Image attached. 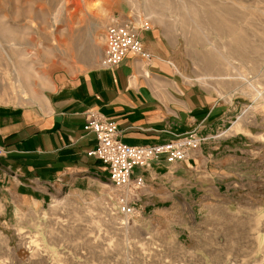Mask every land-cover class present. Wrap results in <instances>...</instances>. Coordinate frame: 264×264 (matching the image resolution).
<instances>
[{
  "label": "rangeland",
  "instance_id": "1",
  "mask_svg": "<svg viewBox=\"0 0 264 264\" xmlns=\"http://www.w3.org/2000/svg\"><path fill=\"white\" fill-rule=\"evenodd\" d=\"M223 6L247 16L237 35L264 56V0H0L2 105L34 103L53 66L102 65L111 20L133 17L140 36L168 34V73L227 113L211 137L193 131L200 141L189 157L206 142L221 147L207 166L168 182V195L124 193L108 177L90 198L53 195L16 210L0 200V264H264V71L212 33L210 12L224 18ZM121 196L133 214L122 213Z\"/></svg>",
  "mask_w": 264,
  "mask_h": 264
},
{
  "label": "crops",
  "instance_id": "2",
  "mask_svg": "<svg viewBox=\"0 0 264 264\" xmlns=\"http://www.w3.org/2000/svg\"><path fill=\"white\" fill-rule=\"evenodd\" d=\"M140 39L148 57L130 53L117 68L98 65L86 72L53 66L34 103L0 104V200L5 206L16 210L42 205L53 195L90 198L102 191L109 171L89 155L97 147L95 134L85 130L89 112L115 122L119 139L130 146L165 144L193 131L211 137L225 122L227 113L202 88L168 73V64L175 67L168 62L167 33L153 30ZM206 143L186 161L169 164L162 157L148 168H136L133 178H144L145 193L168 195V182H181L186 171L214 159L221 145L206 148Z\"/></svg>",
  "mask_w": 264,
  "mask_h": 264
},
{
  "label": "built area",
  "instance_id": "3",
  "mask_svg": "<svg viewBox=\"0 0 264 264\" xmlns=\"http://www.w3.org/2000/svg\"><path fill=\"white\" fill-rule=\"evenodd\" d=\"M144 25L142 28L148 27ZM139 27L141 26L136 25L133 17L127 19L115 17L111 20L105 35L103 68L119 67L130 53L143 55ZM145 56L147 55H143ZM85 130L95 134L97 140L96 149L89 155L96 156L108 168L111 183L122 192L127 190L124 193L128 194H135L145 187L143 177L133 178L136 168H148L153 161L162 157L169 164L186 161L190 150L197 148L200 141L193 132L165 144L130 146L119 139V130L115 122L95 112L87 114ZM121 201L122 213L127 216L133 214L135 210L128 197L121 196Z\"/></svg>",
  "mask_w": 264,
  "mask_h": 264
},
{
  "label": "bare ground",
  "instance_id": "4",
  "mask_svg": "<svg viewBox=\"0 0 264 264\" xmlns=\"http://www.w3.org/2000/svg\"><path fill=\"white\" fill-rule=\"evenodd\" d=\"M219 6L221 7V5H219ZM223 7L219 9V12L220 11L223 12V14H225L227 18L226 17L218 18L217 16L214 15V12H210V16H212V18L210 20L212 33H215L218 36H223V35L229 36L232 43L235 45V48L232 46V51L238 57H240V60L243 61L244 63L249 62L252 65H254V67L252 69H255L258 66L262 65L261 69H262V71H264V56L260 51L261 48L253 47V46L251 47L247 37L243 38V37H240L239 35H237L239 30H241V28L243 27L242 21L244 22V21L248 20L247 16L246 15L240 16L239 14L236 13V10L234 8L232 9V8H225V7L223 8ZM205 12H206V10H205ZM205 14L202 17V21H204L207 18ZM228 17H229V19H228ZM260 42L263 43V45H264V38ZM210 45H211V43H210ZM250 54H253L252 58L250 57ZM222 56H225V55H222ZM225 57H226V60L229 62L230 57L229 56H225ZM232 61H234V60H232ZM207 63L212 68L217 69L216 66H218V64H220V61L218 58H211L210 60H208ZM242 79L247 84H252V82L255 81V79L251 80L250 77L248 78L244 75H242ZM24 92H26V91H24Z\"/></svg>",
  "mask_w": 264,
  "mask_h": 264
}]
</instances>
